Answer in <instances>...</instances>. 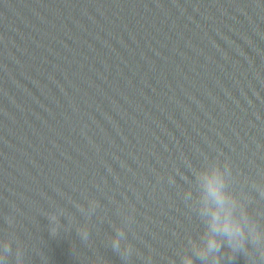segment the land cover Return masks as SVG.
<instances>
[{
	"label": "clouds",
	"instance_id": "clouds-1",
	"mask_svg": "<svg viewBox=\"0 0 264 264\" xmlns=\"http://www.w3.org/2000/svg\"><path fill=\"white\" fill-rule=\"evenodd\" d=\"M204 190V210L210 215L213 233L207 242V250L218 251L222 246V241L217 240L216 236H223L227 239L233 251L243 248L247 239L246 234L242 225L233 218L232 208L224 192L223 181L218 174L205 176ZM254 239H259V236ZM186 264H191V262L188 261Z\"/></svg>",
	"mask_w": 264,
	"mask_h": 264
}]
</instances>
